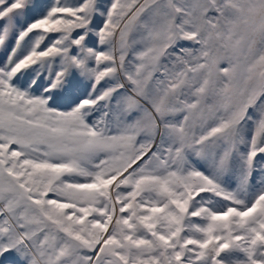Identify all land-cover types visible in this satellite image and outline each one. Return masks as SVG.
Masks as SVG:
<instances>
[{"label": "snow or ice", "instance_id": "1", "mask_svg": "<svg viewBox=\"0 0 264 264\" xmlns=\"http://www.w3.org/2000/svg\"><path fill=\"white\" fill-rule=\"evenodd\" d=\"M0 264H264V0H0Z\"/></svg>", "mask_w": 264, "mask_h": 264}]
</instances>
